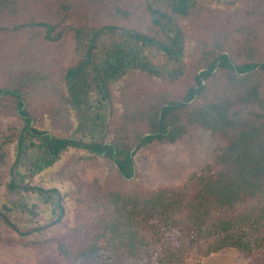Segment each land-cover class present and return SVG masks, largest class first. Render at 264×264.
<instances>
[{
	"label": "trees",
	"instance_id": "obj_1",
	"mask_svg": "<svg viewBox=\"0 0 264 264\" xmlns=\"http://www.w3.org/2000/svg\"><path fill=\"white\" fill-rule=\"evenodd\" d=\"M200 2L145 0L151 19L148 31L107 23L88 29L83 37L78 28L80 58L64 72V93L56 109L71 121L66 135L52 133L38 122L26 91L0 89V98L11 97L22 119L4 185L7 197L0 206V224L34 241L64 218L61 189L34 180L69 149L103 157L130 180L138 149L155 141L175 142L189 124L198 123L216 142L215 169L207 164L179 188L142 194L108 191L93 223L97 228L80 241L57 239L58 251L72 264L93 262L106 253L112 260L105 264H130L144 257L145 264H183L192 252L204 257L225 248L264 250V60L257 58L252 43L242 44L246 51L239 60L228 51L226 36L203 42L202 66L182 98L150 103L143 110L148 130L136 134L133 146L122 136L109 135L112 89L125 76L133 71L170 80L184 76L187 43L180 19ZM17 28H44L45 37L54 38L55 25L48 21H27ZM207 93L214 95L196 103ZM255 105L263 109L254 110ZM4 159L0 150V166Z\"/></svg>",
	"mask_w": 264,
	"mask_h": 264
},
{
	"label": "rangeland",
	"instance_id": "obj_2",
	"mask_svg": "<svg viewBox=\"0 0 264 264\" xmlns=\"http://www.w3.org/2000/svg\"><path fill=\"white\" fill-rule=\"evenodd\" d=\"M149 20L145 0H0V89L26 91L27 103L38 122L52 133L66 135L71 121L56 109L64 93V72L80 58L77 29L84 31L83 37L88 29L107 23L148 31ZM180 20L187 43L184 76L170 80L133 71L112 89L109 135L122 136L131 146L136 134L148 130L143 110L150 103L185 95L202 66L203 42L224 35L228 51L231 49L239 60L246 51L242 44L252 43L257 58L264 60V0H201L192 14ZM27 21L54 24V38H46L44 28H17ZM213 95L207 93L196 103L202 104ZM253 109L263 108L255 105ZM21 124L11 97L0 98V150L5 153L0 166V206L7 197L4 185ZM215 144L209 130L198 123L189 124L175 142L155 141L138 149L134 155L136 173L130 180L123 179L103 157L80 148L69 149L54 167L34 180L61 189L66 204L64 218L36 235L34 241L0 224V264H72L60 254L56 240L80 241L91 228H97L93 223L102 213L108 191L142 194L162 187H182L207 164L217 167L213 162ZM39 218L44 221L42 215ZM111 260L106 253L93 262L73 264H105ZM147 260L144 257L127 263L145 264ZM183 264H264V250L244 253L225 248L204 257L192 252Z\"/></svg>",
	"mask_w": 264,
	"mask_h": 264
}]
</instances>
